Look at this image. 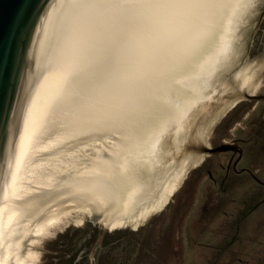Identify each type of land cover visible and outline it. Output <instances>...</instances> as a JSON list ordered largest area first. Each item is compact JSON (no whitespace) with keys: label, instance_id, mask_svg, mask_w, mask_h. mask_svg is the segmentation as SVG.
<instances>
[{"label":"water","instance_id":"1","mask_svg":"<svg viewBox=\"0 0 264 264\" xmlns=\"http://www.w3.org/2000/svg\"><path fill=\"white\" fill-rule=\"evenodd\" d=\"M83 1L0 0V204L21 139L57 52L59 50V54L64 55L65 61L75 60L84 66L86 55L82 51V38L88 37L87 50H94L91 54H95L98 49L102 60L106 55L110 58L104 61V66L100 64L96 74L92 72L95 74L91 76L94 82L88 81L90 76L83 72L80 84L92 89H99L102 85L107 93L115 90L119 98L116 121L121 125L113 124L101 132L100 136H92L93 139H103L115 133L118 136L116 143L120 147L124 141L120 137L127 138L125 130L128 122L141 119L131 125L132 129L143 128L147 120L153 125L156 116H150L148 111L153 103L149 106L145 104L148 90L146 83L153 77L151 72L156 69L158 72L172 61L176 62L181 55L189 59V56L200 55L190 60L195 64L201 63L203 67L209 64L210 68L207 67L211 78L208 85L203 84L206 86L203 91L198 89L197 94L201 96L192 107H187L186 100H190L194 93L189 92L190 87L187 88L183 82L177 83L180 89L177 98L182 104L166 108L169 116L177 111L176 107L180 110L178 114L183 116L179 126H170L172 118L177 116L172 115L165 126L166 130L168 126L174 130L178 127L181 129L183 121V131L185 128L191 130L186 134L188 145L183 155L197 152L212 155L230 150L228 144L205 148L198 141L197 132L221 104L230 98L225 96L229 92L222 93V89L228 88L234 95L247 100L264 99V95L244 93L236 85L237 81L232 79L237 73L236 65L230 67L234 57L230 42L233 22L249 4V0H91L93 4L82 6ZM263 16L264 3L257 11L256 18L251 21V32L242 58ZM93 27L104 30L105 42L99 34H92ZM79 31L76 44L71 39ZM242 61L237 62L243 65ZM76 67V64L73 65L74 72ZM98 72L104 75L103 80H99ZM184 79L190 81L191 75ZM111 101L114 102V98L108 102L112 104ZM185 108L189 109L185 112ZM143 116L148 118L143 121ZM112 120L115 121V118ZM179 133L177 131L170 136L169 130L167 135L161 132L165 140H169L164 147L163 159L154 166L150 165V169L148 166L140 168L144 175L142 179L149 183L148 188L152 190L151 196L147 188L146 194H142L146 198L140 203L155 198L158 189L177 165L176 160L181 154L173 155L172 147ZM159 141L157 138L149 145L159 149ZM154 152L157 153V150ZM150 172L154 174L149 180ZM137 189H145V184Z\"/></svg>","mask_w":264,"mask_h":264},{"label":"bare ground","instance_id":"2","mask_svg":"<svg viewBox=\"0 0 264 264\" xmlns=\"http://www.w3.org/2000/svg\"><path fill=\"white\" fill-rule=\"evenodd\" d=\"M88 3L93 4L91 0H84L82 6H86ZM87 27L91 28V25L87 24ZM93 29L92 34L94 36L99 34L105 42L104 30L98 27H93ZM79 33L80 31L73 35L71 39V41L75 40L76 44L79 40L77 39ZM83 34L86 36L85 33ZM81 44L82 51L86 55L84 66L75 60L65 61L64 55L59 54L58 50L21 139L0 204V264H35L38 258L36 252L37 242L42 238H46L51 229L53 230L56 227L55 225L58 224L61 215H65L69 210L86 213L87 216L97 220L102 226H105L106 222L108 223L107 226L110 225L111 228L135 226L138 223L136 221L139 220L138 217H135L136 212L145 203L139 204V202L144 199L145 196L142 194H146L149 185L148 182L142 179L144 175L140 168L148 166L147 168L150 169V165L154 166L156 156L160 154L159 150L161 149V147L158 149V147L148 146V144L152 138L154 139L153 142L157 138L160 139L157 143L158 146L161 140L169 141L167 138L165 140L164 136V134H168V130L170 136L177 131L180 132L175 138L184 136L189 131L186 128L183 131L184 121L181 129L179 127L175 130L173 127L170 129V126H179V122L182 123L183 116L181 113L178 114L180 110L177 107V111L172 114L177 115L176 118H172L170 126L167 130L165 129L172 116H169V110L167 109L174 107L175 104H182L177 98L180 91L177 83L183 82L187 88L190 87L188 91L194 93L190 100H186L187 107H192L198 101L195 97L198 95L197 91H203L206 87L203 84L208 85L211 79L208 69V67L210 68L209 64H204L205 67L201 63L194 64V66L191 62L185 64L184 61L189 60L188 56L185 55H181L176 62L172 61L158 72L157 69L151 72L153 77H150L148 83H146L148 90L145 104L149 106L153 103L148 111L151 113L150 116H156L153 121L154 126L150 120H147L143 128L132 129L131 125L141 119L137 118L128 122L125 130L127 138L125 136L120 137V139H124L120 147L117 143H114L113 148L108 149L106 154L103 153L99 156L98 161H93L89 168L81 171L79 175H55L54 171L47 178L41 179L43 182L38 181L40 186L37 185L31 188L30 183L27 182L29 173L36 170H31V167L40 161L38 160L39 157L45 156L47 158L59 154V150L66 147L68 143L70 146L72 145L69 141L70 138H80V144L85 140L91 141L92 136H100V133L106 128L117 124L119 99L116 96L117 92L114 90L107 93L105 89H102V85L99 89H92L86 84V86H83L79 81L84 72L90 76L88 81L94 82L95 80H91V76H94L100 70V64L104 66V61L109 60L110 57H106V55L102 60L100 54L98 55V49L95 50V54H91L94 50H87L88 37L86 39L82 38ZM195 57L201 56L196 54ZM75 64L77 67L74 72L73 65ZM97 74L100 76L99 80L104 79L102 78L104 76L102 72ZM190 75V81H186L184 77ZM236 77L237 73L234 78ZM239 86L242 85L239 84ZM154 97L159 100V104L155 103ZM113 98L114 102L111 101L112 104H110L108 101ZM227 101L229 100L223 102L220 107ZM168 105L171 107H168ZM187 109L189 108H185L184 111L186 112ZM150 116L149 118H151ZM113 118H115V121L112 120ZM147 118L143 116L142 120L144 121ZM211 118L212 116L209 120ZM209 120L204 124L203 129H205ZM162 122L163 125H161ZM117 125L120 126L121 124ZM160 131L164 134L161 135ZM49 140H61L64 143L61 144V147H52L51 145L49 151L44 149L40 151L43 148L42 145ZM165 145L162 146L163 149H165ZM200 145L205 147L202 143ZM155 148L157 153L154 152ZM194 154L188 155L189 157L186 158L189 159ZM57 159L59 161L60 158L57 157ZM153 174V172L149 173V180L152 179ZM143 184H145V189L138 190L137 188L142 187ZM148 190L152 196V190L149 188ZM157 195H155V198ZM153 199L152 197L150 200ZM134 206L140 207L136 210V208H133ZM144 211L140 218L142 216V218H145L152 209L148 211L147 208ZM131 216L136 218L133 219L136 223L130 222L128 217ZM142 218L139 222L143 220Z\"/></svg>","mask_w":264,"mask_h":264},{"label":"rangeland","instance_id":"3","mask_svg":"<svg viewBox=\"0 0 264 264\" xmlns=\"http://www.w3.org/2000/svg\"><path fill=\"white\" fill-rule=\"evenodd\" d=\"M263 3L264 0H249V4L233 22L230 39L234 54L230 67L236 65L237 71V77L233 76L232 79L237 81L238 87H240L239 84L242 85L244 93L253 96L264 95V37L261 32H256L253 41H250V49L246 51L244 58L242 55L251 32V21L256 18L257 11ZM190 59H196V57H190ZM190 59L184 63L188 64L192 61L191 64L194 66L195 63ZM241 59H243V65L238 64ZM222 90V93L229 92L225 94L227 98L230 97L229 101L213 113L205 129L203 127L197 132L199 143L207 147L219 145L224 141L231 142L232 139L240 136V127L245 130L250 129V125L256 123L260 117V102L247 101L243 97L234 95L228 88ZM200 96L198 94L195 97L199 100ZM158 101L155 98V103ZM186 138L187 136L184 135L174 140L173 155H181L176 160L177 165L173 167L174 169L158 190L157 197L143 203L141 207H133L136 210L140 207L135 216L139 220L143 217L140 218V215L145 212L144 210L152 209L141 222L138 220L136 223L133 220L135 217L131 216L128 218L130 222L136 223L135 226L110 228L106 222V229L104 225L103 227L100 223L93 222L86 213L69 210L65 215H61L58 224L53 230L51 229L49 235L37 242L38 258L35 264L72 263L76 256H81L78 249L82 245L81 241L88 235L91 238L86 243L87 250L95 246L99 238L103 239V250L100 249L104 253L102 252L101 257L106 258L107 264H264V218L259 220L258 215H252L238 232L236 228H231L232 209L229 205H223L224 202L220 210L219 206L217 210L211 201L210 193L215 191V188L211 187L210 181L203 174L204 167L202 168L204 161L210 163V158L204 154L195 153L187 159L188 154L183 155L188 145ZM79 139L70 138L72 145L68 143L66 147L59 150L60 153L57 155L47 158L39 157L40 161L31 167V170H36L29 173L27 182L30 183L31 188L40 186V182L54 171L55 175H79L81 171L89 168L93 161H98L99 156L113 148L118 137L117 134L112 133L103 139L85 140L81 144ZM153 141L152 138L150 143ZM165 142L162 140L160 142L161 149L160 154L156 156V163L163 159L165 149L162 146ZM63 143L64 141L61 140L46 141L40 151L43 149L49 151L51 145L61 147ZM149 144L148 146H151ZM57 157L60 158L59 161ZM221 211L225 214L219 215ZM258 222L259 225H257ZM220 246L225 249L221 253L217 252L221 249ZM73 249L77 250L74 255ZM226 255L232 257V260L225 263ZM79 261L78 264L86 262L96 264L97 259L95 253H88L85 262H82V259Z\"/></svg>","mask_w":264,"mask_h":264},{"label":"flooded vegetation","instance_id":"4","mask_svg":"<svg viewBox=\"0 0 264 264\" xmlns=\"http://www.w3.org/2000/svg\"><path fill=\"white\" fill-rule=\"evenodd\" d=\"M261 27H263V29H261ZM257 31L261 32L262 37H264V16L260 20L251 42ZM250 44L251 43H249V46ZM248 49L250 48L248 47ZM255 102H260V117L258 121L252 123L250 129L246 128L245 130V128L240 127L239 137L232 139L231 142L224 141L221 143L230 145V150L206 155L207 158H210V163L209 161H204L202 166V168L204 167L203 174L210 181L211 187L215 188V191H211L210 193V197L212 196V203L215 204L217 210L218 206L220 210L224 202L225 204L223 205H229L230 209H232L230 213V218L232 220L231 228H236V232L249 221L252 215H258L259 220L264 218V99ZM256 126L258 128H256ZM221 144L209 148H216ZM204 146L207 147L206 145ZM213 157H215V159L212 160ZM221 213L219 215L225 214ZM261 213L263 214L261 215ZM92 221L97 222L95 219H92ZM259 224L258 222L257 225ZM108 227L111 228V226ZM90 238L91 237L88 235V237L81 241L80 244L82 245H80V249H78L81 256H76L75 261H71L72 263L70 264H78L80 259H82V262H85L88 253H95L97 259L96 264H107L106 258L101 257L104 253V251H101L103 248V239L99 238V242L95 243V246L87 250L88 246L86 243H88ZM220 247L221 249L217 251L219 253L225 250L222 246ZM76 252L77 250H74L73 255ZM230 259L232 260V257L226 255L225 263ZM85 264H87V262Z\"/></svg>","mask_w":264,"mask_h":264}]
</instances>
